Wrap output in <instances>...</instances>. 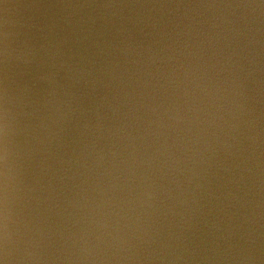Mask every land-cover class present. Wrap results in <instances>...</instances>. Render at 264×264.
Here are the masks:
<instances>
[{"label": "water", "instance_id": "obj_1", "mask_svg": "<svg viewBox=\"0 0 264 264\" xmlns=\"http://www.w3.org/2000/svg\"><path fill=\"white\" fill-rule=\"evenodd\" d=\"M0 264H264V0H0Z\"/></svg>", "mask_w": 264, "mask_h": 264}]
</instances>
